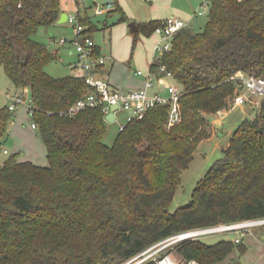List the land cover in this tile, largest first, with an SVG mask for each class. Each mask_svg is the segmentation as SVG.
Listing matches in <instances>:
<instances>
[{
	"label": "trees",
	"instance_id": "obj_1",
	"mask_svg": "<svg viewBox=\"0 0 264 264\" xmlns=\"http://www.w3.org/2000/svg\"><path fill=\"white\" fill-rule=\"evenodd\" d=\"M208 1L204 27L179 30L150 66L155 72L164 65L181 89L178 121L168 123L170 101L156 104L106 145L101 107L60 114L91 90L84 77H55L45 69L57 54L36 34L57 25L62 0H0V67L12 89L2 97L19 90L29 96L26 114L47 159L37 165L14 154L0 166V264L125 263L179 233L264 218V98L254 117L234 129L191 201L169 210L182 171L210 136L208 116L228 109L242 90L236 73L264 77V0ZM79 22L92 38L95 24L89 17ZM158 24H141L138 33L149 36ZM12 118L5 100L0 147ZM171 247L184 264H219L234 248L245 251L242 241L230 239L212 245L184 239Z\"/></svg>",
	"mask_w": 264,
	"mask_h": 264
},
{
	"label": "rangeland",
	"instance_id": "obj_2",
	"mask_svg": "<svg viewBox=\"0 0 264 264\" xmlns=\"http://www.w3.org/2000/svg\"><path fill=\"white\" fill-rule=\"evenodd\" d=\"M83 3L87 8H90L88 9L90 21L95 24L100 23L102 26L104 22H114L117 18V14H113L112 17L94 14V5L92 4V0H83ZM62 4L67 6L68 12L72 11L73 14H77L75 4L71 0H62ZM103 6L107 5L104 4ZM197 7H199V4ZM206 21L207 13L205 12L204 14L199 16L197 22H192L190 26L192 27L193 31H200L204 27ZM63 25L68 26L66 29L68 32L61 31L55 36L57 38L66 37L68 40L73 34V29L69 25V23H64ZM43 32L44 31H39L38 34H36V38L41 43L45 44V46L50 51L57 48L54 42L50 40V38H48L50 35L53 36L51 31L48 33ZM140 35V33L137 34L138 38L140 37ZM68 42H70V40ZM93 42L101 48V56L109 57L110 45L112 41L108 39L106 30L100 29L99 31H96L93 35ZM138 45V39L136 43L130 42L128 47V55L130 53L131 61L128 63L124 59L125 67L127 71L129 67V72L131 74H135L138 70L142 72V69L138 64L143 58L146 46L142 45L141 43L140 47H138ZM118 46L119 43L116 44V47ZM121 48L123 49L122 46ZM58 51V59L47 64L45 66L46 71L50 75L55 77L72 74V69L69 63H75L78 60L75 48L73 46H71V49H69V47H59ZM118 54H120V52H118ZM125 56L126 52L124 53V58ZM133 56L134 58H132ZM107 60L108 59H106V63L109 64L110 62ZM166 82L169 84H174L172 78H166ZM7 90L12 89L8 87V79L6 78L3 69L0 67V95ZM162 94L167 96V90L162 92ZM26 99H29L28 95H26ZM3 102L4 100L1 97L0 103ZM229 108H233L232 104ZM257 108L250 106L251 110ZM22 112V108L18 109L11 122H9L8 124L7 134L4 140L1 141L2 149H6L8 153L3 154L2 152H0V164H2L11 155L16 154L20 159H29L30 161H33L35 163L46 165L47 159L45 155V148L41 141L40 133L38 130L31 128V119L28 116L23 117ZM116 115V120H114L113 122H107L106 124V132L103 136V143H105L106 145H111L113 143L114 138L119 131V124L125 123V114L123 111H117ZM215 117L218 118L219 116H217L216 114H212L208 116V119L212 121V119H214ZM229 119L230 117L227 119V121ZM225 126H227V124ZM225 130L226 127H224L223 131L225 132ZM224 132L220 134L217 133L216 135H213L212 138L198 144L195 152L193 153V158L181 173L180 183L177 186L173 199L169 205V210L171 212L179 207L187 205L191 201L193 190L199 180L203 177L207 169L222 156L221 149L227 141V138L223 134ZM244 230L245 234L243 236H241L236 231H219L211 234H205L201 237L195 236L192 239L202 241L207 245H212L221 240H233L236 237H240L242 244L245 247V251L240 254L237 248H234L229 257L219 264H258L261 259H264V226H249ZM171 248V246L164 247V244L154 245L152 248L145 250L144 254L139 258H136L130 262L127 261L125 263L121 262L118 264H137L141 260L150 257H158L160 255L162 258L160 263L162 264H184L183 260L180 258L177 252Z\"/></svg>",
	"mask_w": 264,
	"mask_h": 264
},
{
	"label": "built area",
	"instance_id": "obj_3",
	"mask_svg": "<svg viewBox=\"0 0 264 264\" xmlns=\"http://www.w3.org/2000/svg\"><path fill=\"white\" fill-rule=\"evenodd\" d=\"M20 5V4H18ZM210 3L208 0H202L197 15H202L205 12L208 13ZM103 12L102 8L95 10L96 14ZM66 22H68L73 29V38L70 44L75 48L77 53V64L73 68V74L84 77L86 83L90 86L91 90L83 97L78 99L69 109L60 113L63 116H72L79 112L81 109L87 107H101L103 112L107 115L110 112L112 106H117V109L113 111V118L116 120V112L123 111L125 114V123L119 124V130H123L125 124L143 118L145 112L150 107L156 104L171 102V111L169 114L168 123L172 124L178 121V108L177 99L180 93V88L175 84H165L166 78H172V73L166 70L164 65H158L155 72H150L146 75L145 85L142 88L134 89H121L112 86L107 79L98 77V69L105 63V56H94L95 43L91 37H87L84 34L85 27L80 24L78 14L67 15ZM187 27L184 20L178 17H167L162 20L155 28L154 33L158 34L161 38V42L155 45V52L157 56L153 57V61L159 62L162 54L169 50L171 39L181 29ZM59 44H66L65 38H59L57 40ZM138 75H141V71H137ZM156 76V82L163 81V87L167 90L168 97H164L160 94H150L148 91L154 83ZM238 78L242 84V90L237 93L233 99L232 107L243 106L248 104L252 107H259L260 101L264 98V77L256 76L253 74H245L243 72H237L234 76ZM165 81V82H164ZM7 102V107L11 114L14 116L16 111L22 107L29 110L31 100L26 99L19 93L7 92L3 95ZM31 128H35L34 123H30ZM0 152L7 154L6 149L0 147ZM223 227L217 229L220 225L212 226L208 228L189 230L183 233H179L168 237L158 244H164V247L172 246L173 244L182 241L184 239H192L193 237H201L205 234H211L214 232L223 231H236L241 236L245 234V228L249 226H264V218L246 220L231 224H221ZM235 244L241 242L240 237H236L232 240ZM163 249V247H162ZM144 254V253H143ZM143 254H140L128 262L139 258ZM143 261V260H141ZM140 261V262H141ZM138 262L137 264H139ZM188 264H195L189 262Z\"/></svg>",
	"mask_w": 264,
	"mask_h": 264
},
{
	"label": "crops",
	"instance_id": "obj_4",
	"mask_svg": "<svg viewBox=\"0 0 264 264\" xmlns=\"http://www.w3.org/2000/svg\"><path fill=\"white\" fill-rule=\"evenodd\" d=\"M201 2L202 0H92V4L94 5V9H93L94 14H96L95 10L97 8H102L103 12L96 15H105L106 17L108 16L112 17L113 14H117V18L114 22H109V23L104 22L102 26L100 23L98 24L94 23L96 29L95 31L92 32V39L96 31L103 29L106 30L108 34V39L112 41L110 45V55L109 57H105V63L103 64V66L99 67L97 72L98 77L107 79L112 86L121 89H134V88L144 87L146 75L151 72L150 66L153 62V57L157 56V53L155 52V45L161 42V38L158 34L154 32L149 36L140 33L141 34L140 37L139 38L137 37V39L139 40L138 47H140V43L146 46L143 58L142 60H140L138 64L141 67L143 73L141 75H138L136 74L137 72L135 71L136 72L135 74H131L129 72V67H128V71L125 67V60L128 63L131 61L130 53L128 55V47L130 42L133 43L134 34L138 33L139 26L141 24L151 21L160 23L165 18L173 16L184 20L187 24V27L192 28L190 26L191 23L197 22V20L199 19L200 15H197L199 7L197 6L198 4L200 6ZM73 3L75 4V9L77 11L78 16H81L83 18L89 17L90 19V15L88 12V9L90 8H87L84 5L83 0L78 5L75 2ZM104 4H106L107 6H103ZM62 13H66L67 15L73 14L72 11L68 12L67 6L63 4H62ZM122 13L127 17V19L121 20ZM130 21L135 22L137 26V30L135 32L129 26V24L131 23ZM64 23L68 24V22L66 21L63 23L58 22L57 25H54L48 29L39 30V31H44L43 33H48L51 31V33L53 34V36L50 35L48 38H50V40H52L54 44L57 46V48L52 50V52L57 54V59L59 54L58 51L59 47H65V48L69 47V49H71L72 46L68 41L72 40L73 34L68 40L66 37H64L67 40L66 44H59L57 42V40L60 37L57 38L55 35L61 31L62 32L67 31L66 29L68 26L63 25ZM131 34H132V38H131ZM118 43L119 46L116 47V44ZM95 46L97 45L95 44ZM121 46L123 47V49L121 48ZM97 47L99 49V52H101V48L99 46ZM118 52H120V54H118ZM125 52H126V56L124 58ZM132 58H134V56ZM106 59H108L107 61L110 62L109 64L106 63ZM76 64L77 62L69 63L72 69V74H73V68ZM166 83L167 82H165V84ZM162 84L163 81L156 82V76H155L154 83L152 87H150L148 92L150 94L157 93L164 97H168V95L166 96L162 94V92L165 91V88L163 87ZM21 92L22 91L19 90V93ZM1 97H2V93H1ZM3 103H5V100ZM22 109H23L22 116L26 117L27 116L26 108H22ZM214 114H216L219 117L218 118L215 117L214 119H212V121H210V136L207 139L202 140L201 142L212 138V136L216 135L217 133L220 134L224 132L223 129L224 127H226V130L223 134L227 138V141L221 150H223L228 145L229 139L234 129L238 126V124L245 118L254 117V111L250 109V105L248 104L221 110ZM229 117L230 119L227 121ZM116 119H117V115H116ZM226 124L227 126H225ZM17 159L19 161H30L29 159H20V158ZM35 164L43 165L39 163H35ZM1 165L2 164H0V166ZM258 264H264V259H261L258 262Z\"/></svg>",
	"mask_w": 264,
	"mask_h": 264
},
{
	"label": "water",
	"instance_id": "obj_5",
	"mask_svg": "<svg viewBox=\"0 0 264 264\" xmlns=\"http://www.w3.org/2000/svg\"><path fill=\"white\" fill-rule=\"evenodd\" d=\"M66 18H67V14L66 13H61L60 17H59V20L58 22L59 23H63L66 21ZM130 28L135 32L137 30V26L135 24V22H131L129 24ZM117 109V106H112L110 108V112L106 115L105 117V120L107 122H113L114 121V118H113V111Z\"/></svg>",
	"mask_w": 264,
	"mask_h": 264
},
{
	"label": "bare ground",
	"instance_id": "obj_6",
	"mask_svg": "<svg viewBox=\"0 0 264 264\" xmlns=\"http://www.w3.org/2000/svg\"><path fill=\"white\" fill-rule=\"evenodd\" d=\"M221 227H223V225H220L217 229H220Z\"/></svg>",
	"mask_w": 264,
	"mask_h": 264
}]
</instances>
